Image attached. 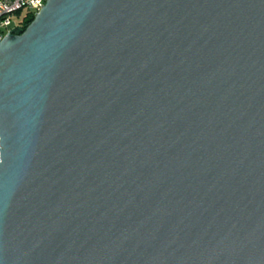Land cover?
Returning a JSON list of instances; mask_svg holds the SVG:
<instances>
[{
  "label": "water",
  "instance_id": "1",
  "mask_svg": "<svg viewBox=\"0 0 264 264\" xmlns=\"http://www.w3.org/2000/svg\"><path fill=\"white\" fill-rule=\"evenodd\" d=\"M0 264H264V0H47L4 35Z\"/></svg>",
  "mask_w": 264,
  "mask_h": 264
},
{
  "label": "built area",
  "instance_id": "2",
  "mask_svg": "<svg viewBox=\"0 0 264 264\" xmlns=\"http://www.w3.org/2000/svg\"><path fill=\"white\" fill-rule=\"evenodd\" d=\"M47 0H0V41L8 32L23 29L29 14L38 13Z\"/></svg>",
  "mask_w": 264,
  "mask_h": 264
},
{
  "label": "trees",
  "instance_id": "3",
  "mask_svg": "<svg viewBox=\"0 0 264 264\" xmlns=\"http://www.w3.org/2000/svg\"><path fill=\"white\" fill-rule=\"evenodd\" d=\"M34 19V14H29L25 20H24V27L23 30L31 23V21H33Z\"/></svg>",
  "mask_w": 264,
  "mask_h": 264
}]
</instances>
